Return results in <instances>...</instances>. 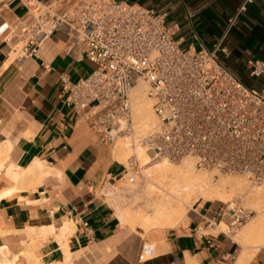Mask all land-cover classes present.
Returning a JSON list of instances; mask_svg holds the SVG:
<instances>
[{"label":"crops","instance_id":"obj_1","mask_svg":"<svg viewBox=\"0 0 264 264\" xmlns=\"http://www.w3.org/2000/svg\"><path fill=\"white\" fill-rule=\"evenodd\" d=\"M118 1L164 16L191 51L210 50L225 35L221 65L264 93V75L253 77L250 64H264V0ZM25 13L19 0H0V26H16ZM67 42L64 32H54L36 56L18 61L0 38V251L9 252L0 264H63L66 249L69 264H264V247L249 256L237 236L203 229L205 219L218 220L222 205L213 202L219 201H196L174 228L144 232L121 222L100 190L123 164L61 94L59 74L76 82L94 69L78 50L68 53ZM34 164L43 171L22 180ZM44 228L54 231L30 232ZM146 243L154 255L139 260Z\"/></svg>","mask_w":264,"mask_h":264},{"label":"built area","instance_id":"obj_2","mask_svg":"<svg viewBox=\"0 0 264 264\" xmlns=\"http://www.w3.org/2000/svg\"><path fill=\"white\" fill-rule=\"evenodd\" d=\"M13 1V0H4ZM26 13L16 26H0V38L19 59L36 56L52 33L68 36L67 52L78 50L94 65L76 82L61 73L64 103L88 123L103 144L118 138L132 150L145 149L152 162L190 158L195 170L237 176L248 186L264 184V93L251 89L219 62L223 38L212 49L191 51L181 46L164 16L118 0H19ZM228 20L226 32L236 23ZM225 32V34H226ZM251 75H264V64L250 63ZM147 85L156 125L138 136L133 121L131 90ZM120 174L105 181L100 194L115 193L122 183L136 184L144 166L131 156ZM218 220L205 219L203 229L233 234L253 210L239 198L222 203ZM154 255L143 244L139 260Z\"/></svg>","mask_w":264,"mask_h":264},{"label":"bare ground","instance_id":"obj_3","mask_svg":"<svg viewBox=\"0 0 264 264\" xmlns=\"http://www.w3.org/2000/svg\"><path fill=\"white\" fill-rule=\"evenodd\" d=\"M146 87L147 86H145L144 83L138 81L131 90L133 121L135 124L136 133H139L141 136L143 134L149 133L156 125L155 116L152 112V109L150 108L151 102L149 103V99H147L148 97H146L145 95ZM113 148L114 158L118 160L125 159V156L127 155L129 149H131L129 140L125 138H118ZM136 152H139V157L142 158V161L144 163L150 164L148 167H145L147 177L152 183L151 189L148 190L149 197L147 196L148 198L145 202L146 209L147 211H150V213H143L141 211L130 212L117 209L118 217L123 224L125 223L129 225L132 222H140L143 223V226L147 229H154L162 227L165 224L181 222V220L187 213V207H189V204L197 201V199L203 193L206 194L205 197L207 198V200L214 201L215 197H218L217 195L219 192H224L227 189H231L230 191L233 192L243 187L240 180H232L230 178H223L218 181L217 185L211 186V181H209V179L204 175L205 173L203 174L199 171V173L195 172L193 161L190 158H187V161H185V159L184 161L182 160L183 162L181 164L174 165L175 163L168 161L152 162V160L148 159L144 148L141 149L137 147ZM42 171L43 167L41 165L34 164L25 171L22 176V180L34 179L37 174ZM259 188V190L256 189L258 191H256L254 194L249 193L248 199L252 201L253 204L260 207L258 208L261 209V211H259L260 216L252 219L243 226L241 232L237 235L236 240L238 241H241L242 239L249 240L250 238L259 236L264 237V213L261 214L262 212H264V184ZM13 191L14 190H10L6 193L9 194ZM118 193H120V189H117L115 193L108 191L104 192L103 194H105L106 197L113 199V197L117 196ZM228 196L229 195H227V197ZM248 199L247 201H249ZM177 202H180L181 205H177L180 204ZM35 230H32L30 232H33V234L35 232H39L44 236L52 234L54 231L52 228H44L38 231ZM2 251H0V255H3V253L7 255L9 253L7 250H5L4 252ZM65 253L66 255L63 264H69L70 259L67 249L65 250ZM2 257L5 256L3 255ZM0 263L2 262L0 261Z\"/></svg>","mask_w":264,"mask_h":264},{"label":"rangeland","instance_id":"obj_4","mask_svg":"<svg viewBox=\"0 0 264 264\" xmlns=\"http://www.w3.org/2000/svg\"><path fill=\"white\" fill-rule=\"evenodd\" d=\"M145 86H147V85L145 84ZM146 92H147V87H146ZM146 97H147V95H146ZM149 103H150V101H149ZM150 108H151V104H150ZM136 134H139V133H136ZM146 134H143L142 136H144ZM112 151H113V148H112ZM130 156H135L140 161V164L142 166H144V168L142 169V172H141V176L139 178H136V184H134V185H129L126 182L125 183H122L121 182V184L119 185L120 193H118L117 196H114L113 199H111L112 200L111 203L112 202L114 203L115 206L114 205L113 206L116 209V211H117V209H119V210H122V211H130V212H138V211H141L143 213H150V211H147L146 205H145V202L147 201V198L149 197L148 196L149 195V191L148 190L151 189V185H152V183L150 182V180L147 177V174L145 172V167H148L150 164H146V163H144L142 161V158L139 157L140 156L139 155V152H136V149L135 150L129 149L127 155L125 156V159H123V160H118L117 159V160L119 162H121L122 164H126L128 158ZM183 161L178 162V163H175L174 165L181 164ZM185 161H187V160L185 159ZM195 172L196 173H199L197 170H195ZM200 173H203V172H200ZM204 175L209 179V181H211L210 182L211 183V186L217 185L218 181H220L223 178H227V179L230 178L232 180H234V179L240 180L241 183H242V185H243L242 188H239V189H237L236 191H233V192L230 191L231 189H227L224 192H219L218 195H217L218 197H215V200H214V201H219V202H213L214 204H222V203H228L231 200H234L235 198H239L242 201V204L245 207L253 210V214H252L251 218L249 220L245 221L244 224H242L237 229V231L235 233H233V238L235 239L236 236H237V234H239L241 232V230H242V228H243L244 225H246L252 219H255L256 217L260 216L259 215V213H260L259 211H261V209H258L260 207H258L257 205L253 204V202L248 199V195H249V193H251V194L253 193L254 194L256 191H258L260 189L259 187H261V185H259V186H253V187L251 186L250 187V186H248L247 182L244 179L241 180L242 178L241 177H237V176L220 175L217 178L216 177L213 178V176L210 175V174H204ZM256 189H258V190H256ZM252 191H254V192H252ZM147 192H148V194H147ZM225 192H226V194H225ZM205 195H206L205 193H203L202 195H200V197L197 199V202H201V201H204V200L211 202V200H207V198L205 197ZM227 195H229V196L227 197ZM247 199L250 202L247 201ZM197 202L196 201L195 202H192L193 204L192 203L189 204V207L191 208ZM177 203H180V202H177ZM177 205H181V203L180 204H177ZM189 207H187V208H189ZM263 213L264 212H262L261 214H263ZM134 223H136V222H132L128 226L130 228H132V229H134V228H140L144 232H147L148 230H150V228L147 229L146 227H144L143 226V223H140V222L139 223L137 222L136 224H134ZM178 224H180V222H173L172 224H165V225H163L162 227H159V228H174ZM220 230L227 232V228L224 227V226H221L220 227ZM238 243H239L241 249L245 253H248L249 256H251L256 249H258L260 247H264V237L263 236H261V237L260 236L259 237H253V238H250L249 240L248 239L247 240L246 239H242ZM33 264H35V263H33Z\"/></svg>","mask_w":264,"mask_h":264}]
</instances>
